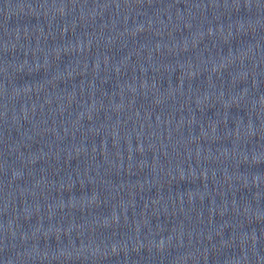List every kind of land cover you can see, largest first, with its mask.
Wrapping results in <instances>:
<instances>
[{
  "label": "water",
  "instance_id": "water-1",
  "mask_svg": "<svg viewBox=\"0 0 264 264\" xmlns=\"http://www.w3.org/2000/svg\"><path fill=\"white\" fill-rule=\"evenodd\" d=\"M0 264H264V0H0Z\"/></svg>",
  "mask_w": 264,
  "mask_h": 264
}]
</instances>
